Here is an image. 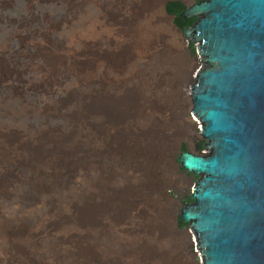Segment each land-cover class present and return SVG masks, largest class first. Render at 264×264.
I'll use <instances>...</instances> for the list:
<instances>
[{
    "label": "rangeland",
    "instance_id": "obj_1",
    "mask_svg": "<svg viewBox=\"0 0 264 264\" xmlns=\"http://www.w3.org/2000/svg\"><path fill=\"white\" fill-rule=\"evenodd\" d=\"M167 1L0 0V264L58 257L65 246L48 219L69 196L87 209L85 251L56 264H202L192 229L179 226L198 181L183 173L180 153H207L191 97L202 59L165 14ZM104 123L166 139L145 138L141 159H116L106 154ZM66 132L78 147L69 174L55 180L53 168L25 162L24 140ZM118 184L128 197L143 195L142 229L106 208ZM9 226L41 231L7 236Z\"/></svg>",
    "mask_w": 264,
    "mask_h": 264
},
{
    "label": "water",
    "instance_id": "obj_2",
    "mask_svg": "<svg viewBox=\"0 0 264 264\" xmlns=\"http://www.w3.org/2000/svg\"><path fill=\"white\" fill-rule=\"evenodd\" d=\"M187 37L204 78L193 106L206 152L181 159L198 177L183 219L202 264H264V0H211Z\"/></svg>",
    "mask_w": 264,
    "mask_h": 264
},
{
    "label": "bare ground",
    "instance_id": "obj_3",
    "mask_svg": "<svg viewBox=\"0 0 264 264\" xmlns=\"http://www.w3.org/2000/svg\"><path fill=\"white\" fill-rule=\"evenodd\" d=\"M179 2L185 9L181 11V16L184 18L191 17L194 13L200 12V6L206 7L209 9L211 0H197L191 3H187L185 0H168V2ZM166 7V5H165ZM166 15H168L172 21H174L175 16L169 15L167 11H164ZM203 19H197L196 22L186 27L184 30H181L175 23L173 26L176 30L181 33L183 36L188 37L189 35L196 32L198 26L202 23ZM150 24V23H149ZM177 69V68H176ZM181 69V68H179ZM178 71V70H177ZM206 67H203L196 74L195 82L201 81L205 76ZM180 72V71H179ZM183 73V72H182ZM183 78V77H182ZM194 82V83H195ZM194 87V84H193ZM192 102H193V88L191 92ZM193 113L194 106H193ZM77 118L80 120L79 123H83V112L80 111L77 113ZM179 122L183 126H187L189 131H192L194 124L189 120H185L184 117H181ZM104 137L107 140L105 144L106 154L109 157H113L116 159L124 160L127 156L132 153L137 154L138 158L141 159V153L144 152L145 146V138H149V143L154 145L157 141H162L166 139L165 133H147L143 132L140 129H135L134 131L125 127H109L106 123L103 125ZM71 133H58L54 134L53 138H49L47 140H24L23 149L24 154L23 158L26 161H29L33 164V166L48 167L53 168V174L55 180H60L62 174H69L75 165L77 164L73 159V154L77 151V146L73 142H71ZM131 137L129 139H125V136ZM11 139L8 138V143L10 144V149L8 150L9 155H16L14 150V145H16ZM78 145V144H77ZM193 153L191 151L185 150L180 153L179 161L181 159L191 158L193 159ZM30 164V163H29ZM32 166V167H33ZM152 170L154 169V163L151 164ZM39 169V168H38ZM47 171V170H46ZM54 180V181H55ZM57 182V181H56ZM175 198H178V195L175 192L171 193ZM111 196L108 195L107 200H110ZM114 198L115 201L110 200V205H106V208L112 209L114 212H120L122 215L126 216L129 219V224L133 222L131 228H135L140 230L144 227V218L143 214L145 212V201L143 195L137 194L133 197H128L124 194L121 185H115L114 188ZM61 205L56 207V210L51 213L50 218L48 219L49 225L54 226L55 232V244H60L65 246V250L62 252H56L57 256L60 258L62 255L71 256L74 255H83L85 249L80 244V241L83 239V227L87 220V209L84 207L83 203L75 197L69 196L67 199L63 200ZM55 208V207H54ZM185 205H183L181 209V218L183 219ZM55 213V215H54ZM47 222V224H48ZM24 228H17L15 226H9L6 228L7 236L14 235L16 232L31 234L33 237H38L39 232L38 229L35 231H27ZM19 236V235H18ZM30 236V235H29ZM31 238V237H30ZM26 239L23 237L22 241ZM13 242V241H12ZM26 242V241H25ZM27 243V242H26ZM21 244L24 245L23 242ZM183 244H186V241H183ZM61 247V246H60ZM26 249L21 245V251H25ZM24 253V252H23ZM73 255V256H74ZM55 257V256H54ZM58 257H55L57 259ZM55 259L51 261L42 260V259H33L29 258L27 264H56ZM49 260V261H47ZM61 260V259H59ZM62 262V261H61Z\"/></svg>",
    "mask_w": 264,
    "mask_h": 264
},
{
    "label": "trees",
    "instance_id": "obj_4",
    "mask_svg": "<svg viewBox=\"0 0 264 264\" xmlns=\"http://www.w3.org/2000/svg\"><path fill=\"white\" fill-rule=\"evenodd\" d=\"M185 9L184 6H182L179 2H168L166 5V11L169 14H173L176 18H175V23L176 25L181 29L184 30L186 27L193 25L196 22V18H184L183 16H181V11ZM204 143V142H203ZM201 144V147L204 146V144ZM188 201H192V199L190 198V196H188L186 198ZM180 219H182L180 217ZM179 226L180 227H186V225L179 221Z\"/></svg>",
    "mask_w": 264,
    "mask_h": 264
},
{
    "label": "flooded vegetation",
    "instance_id": "obj_5",
    "mask_svg": "<svg viewBox=\"0 0 264 264\" xmlns=\"http://www.w3.org/2000/svg\"><path fill=\"white\" fill-rule=\"evenodd\" d=\"M204 147H205V144H204ZM199 179V178H198ZM186 203H188V202H190V201H188L187 199H186V201H185Z\"/></svg>",
    "mask_w": 264,
    "mask_h": 264
}]
</instances>
